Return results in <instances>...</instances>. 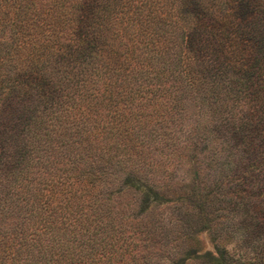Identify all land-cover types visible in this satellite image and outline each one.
<instances>
[{"label": "trees", "instance_id": "1", "mask_svg": "<svg viewBox=\"0 0 264 264\" xmlns=\"http://www.w3.org/2000/svg\"><path fill=\"white\" fill-rule=\"evenodd\" d=\"M0 264H264V0H0Z\"/></svg>", "mask_w": 264, "mask_h": 264}, {"label": "rangeland", "instance_id": "2", "mask_svg": "<svg viewBox=\"0 0 264 264\" xmlns=\"http://www.w3.org/2000/svg\"><path fill=\"white\" fill-rule=\"evenodd\" d=\"M186 178H189V175L186 174ZM198 240V245L200 247V251H210L212 252V243L209 240L208 234L205 232H200L196 235Z\"/></svg>", "mask_w": 264, "mask_h": 264}]
</instances>
